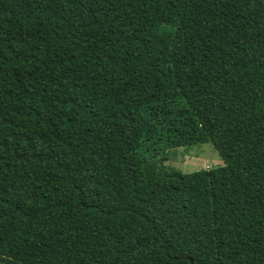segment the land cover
Returning <instances> with one entry per match:
<instances>
[{"label":"trees","instance_id":"obj_1","mask_svg":"<svg viewBox=\"0 0 264 264\" xmlns=\"http://www.w3.org/2000/svg\"><path fill=\"white\" fill-rule=\"evenodd\" d=\"M0 264H264V0H0Z\"/></svg>","mask_w":264,"mask_h":264},{"label":"rangeland","instance_id":"obj_2","mask_svg":"<svg viewBox=\"0 0 264 264\" xmlns=\"http://www.w3.org/2000/svg\"><path fill=\"white\" fill-rule=\"evenodd\" d=\"M168 160L163 163L166 169L178 170L184 174L209 170L224 165L212 144L194 145L187 148L171 149L166 152Z\"/></svg>","mask_w":264,"mask_h":264}]
</instances>
